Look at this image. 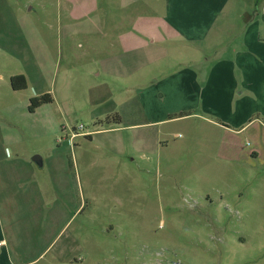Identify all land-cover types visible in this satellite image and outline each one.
Returning <instances> with one entry per match:
<instances>
[{"label": "rangeland", "instance_id": "374dc122", "mask_svg": "<svg viewBox=\"0 0 264 264\" xmlns=\"http://www.w3.org/2000/svg\"><path fill=\"white\" fill-rule=\"evenodd\" d=\"M98 5L108 14L102 30L112 56L144 67L140 51L118 38L136 24L123 16L133 8ZM90 9L92 0H0V171H24L15 184L65 188L63 207L50 202L36 228L24 220L12 263L0 264H264V152L247 161L252 141L242 140L239 161L217 157L223 131L200 108L183 110L193 96L171 98L162 83L189 66L169 44L171 54L153 53L142 78L109 75L96 62L103 50L92 47L103 34H92V15L82 16ZM19 75L28 85L16 91ZM47 94L53 102L31 112L32 99ZM150 107L179 119L146 126ZM142 138L165 149L142 159ZM56 213L59 226L49 229L44 222Z\"/></svg>", "mask_w": 264, "mask_h": 264}, {"label": "crops", "instance_id": "0c3cea01", "mask_svg": "<svg viewBox=\"0 0 264 264\" xmlns=\"http://www.w3.org/2000/svg\"><path fill=\"white\" fill-rule=\"evenodd\" d=\"M123 2L127 9L133 8L131 13L128 10L123 16L128 20L132 15L136 18V24L118 38L126 50L140 51L144 67L131 70L128 60L123 64L122 59L112 56L110 36L106 30H102V27L106 29L108 14L102 18L98 0H92V9L83 12L82 16L86 18L92 15V34H103L104 37L102 41L92 42L93 50H103L97 64L109 75L125 81L142 78L146 69L155 62L153 53L166 51L171 54L164 47L169 44L172 50L181 52L179 56L188 59L189 66L164 78L162 83H166L167 94L171 98L184 97L187 101L190 99L187 96H193L195 101L193 99L190 102L192 106L183 110L200 108L206 115L200 117L210 126L223 131L216 154L221 161H239L242 140L252 141L253 147L246 160H259L264 152V0ZM147 37H151L148 44L144 42ZM150 46L153 48L151 52ZM199 54L207 58L199 59ZM220 54L223 57L211 63V67L202 66L208 64L211 57ZM93 55L98 58L96 52ZM200 65L202 67L198 71L195 67ZM100 75L101 72L97 74ZM158 88L162 90L160 86ZM258 112L261 116L254 118ZM148 113L149 123L146 126H158L179 119L167 116L160 118L163 111L155 107H150ZM139 126L132 125L126 129ZM136 142V151L142 159L146 151L156 152L159 156L162 148L165 149L164 143L160 147L159 140L153 143V140L145 141L142 138ZM133 157L129 155L135 161ZM7 171L10 170L0 171V259L6 257L12 263L16 246L12 242L21 238L24 220L28 222L25 223L28 229L43 225L41 214L50 202L57 210L63 207L65 188L57 185L15 184V178L24 177V171ZM29 173L32 178L36 177L34 170L31 169ZM46 222L44 224L49 229L52 227L55 230L60 219L56 213Z\"/></svg>", "mask_w": 264, "mask_h": 264}, {"label": "trees", "instance_id": "16d2710c", "mask_svg": "<svg viewBox=\"0 0 264 264\" xmlns=\"http://www.w3.org/2000/svg\"><path fill=\"white\" fill-rule=\"evenodd\" d=\"M17 82H21V84L18 85ZM12 84H13L14 90L19 91V90L26 89L28 82L24 75H19V76H15L12 78ZM52 102H53V99L49 94L44 95L39 98H34L32 99L30 111L35 112V110L41 107L42 105L52 103Z\"/></svg>", "mask_w": 264, "mask_h": 264}, {"label": "water", "instance_id": "95a60500", "mask_svg": "<svg viewBox=\"0 0 264 264\" xmlns=\"http://www.w3.org/2000/svg\"><path fill=\"white\" fill-rule=\"evenodd\" d=\"M33 161L35 162V163H37V164H39V165H42V160H41V158L40 157H35L34 159H33Z\"/></svg>", "mask_w": 264, "mask_h": 264}, {"label": "built area", "instance_id": "2783aa9c", "mask_svg": "<svg viewBox=\"0 0 264 264\" xmlns=\"http://www.w3.org/2000/svg\"><path fill=\"white\" fill-rule=\"evenodd\" d=\"M82 129V128H81ZM80 134H78V135H76V134H74L73 136H72V138H76L77 136H79Z\"/></svg>", "mask_w": 264, "mask_h": 264}]
</instances>
